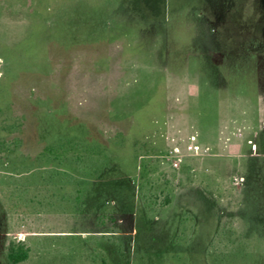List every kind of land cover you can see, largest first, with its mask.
<instances>
[{"label": "rangeland", "instance_id": "1", "mask_svg": "<svg viewBox=\"0 0 264 264\" xmlns=\"http://www.w3.org/2000/svg\"><path fill=\"white\" fill-rule=\"evenodd\" d=\"M254 3L0 0V264H264Z\"/></svg>", "mask_w": 264, "mask_h": 264}, {"label": "trees", "instance_id": "2", "mask_svg": "<svg viewBox=\"0 0 264 264\" xmlns=\"http://www.w3.org/2000/svg\"><path fill=\"white\" fill-rule=\"evenodd\" d=\"M255 3L253 6V13L257 14L253 16L251 21L257 24L258 28L260 25L264 27V10H257V0H254ZM240 32V31H239ZM240 34V33H238ZM79 191V190H78ZM169 202L168 196H165L160 204L161 207H164ZM6 260L9 264H17L19 262L25 261L29 256V246L26 245L23 241L20 240H11L8 242L5 249Z\"/></svg>", "mask_w": 264, "mask_h": 264}, {"label": "built area", "instance_id": "3", "mask_svg": "<svg viewBox=\"0 0 264 264\" xmlns=\"http://www.w3.org/2000/svg\"><path fill=\"white\" fill-rule=\"evenodd\" d=\"M185 149L188 153H192V154L200 153L201 147L198 143V139L195 134H190L187 137ZM181 155L182 152L180 151L179 147L174 145L168 150L166 157L170 159V163L173 167H178L181 159Z\"/></svg>", "mask_w": 264, "mask_h": 264}]
</instances>
